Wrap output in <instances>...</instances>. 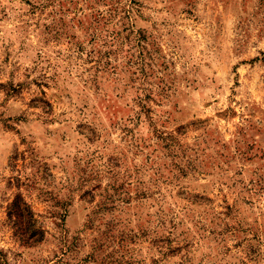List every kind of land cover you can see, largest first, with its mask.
Returning <instances> with one entry per match:
<instances>
[{
	"label": "rangeland",
	"instance_id": "374dc122",
	"mask_svg": "<svg viewBox=\"0 0 264 264\" xmlns=\"http://www.w3.org/2000/svg\"><path fill=\"white\" fill-rule=\"evenodd\" d=\"M0 264H264V0H0Z\"/></svg>",
	"mask_w": 264,
	"mask_h": 264
},
{
	"label": "trees",
	"instance_id": "16d2710c",
	"mask_svg": "<svg viewBox=\"0 0 264 264\" xmlns=\"http://www.w3.org/2000/svg\"><path fill=\"white\" fill-rule=\"evenodd\" d=\"M8 217L20 235L21 240L26 244L40 243L45 239L44 230L37 227L34 212L22 196H16L10 205Z\"/></svg>",
	"mask_w": 264,
	"mask_h": 264
}]
</instances>
